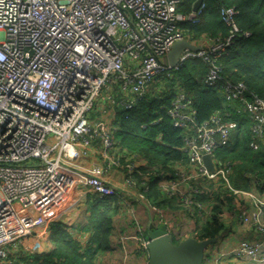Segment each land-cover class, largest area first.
Masks as SVG:
<instances>
[{"label":"built area","instance_id":"obj_1","mask_svg":"<svg viewBox=\"0 0 264 264\" xmlns=\"http://www.w3.org/2000/svg\"><path fill=\"white\" fill-rule=\"evenodd\" d=\"M182 1L0 0V264H13L11 252L18 251L20 244L28 251V255L21 252L20 257L31 258L42 252L40 243L48 239L52 225L60 220V212L51 209L60 201L65 203L68 192L86 186L93 190V196H130L127 189H119L104 178L102 166L90 169L76 161L80 157L93 159L92 152L97 151L109 162L115 142L111 133L119 125L117 112L148 100V96L153 99L155 94H159L160 106L167 107L173 125L180 124L181 150L194 171L188 175L184 164L179 165L182 181L170 179L168 185L164 181L162 189L177 195L188 212L207 209L191 193L203 183H216L218 173H229L216 151L231 141L229 129L234 123L210 133L207 127L199 126L202 122L197 118L195 97L191 100L186 89L180 86L169 99L160 95L162 78L174 77L177 69L195 58L210 63L236 38L249 37L251 32L240 31L236 19L239 9L233 5L220 10L230 26L228 35L194 37L183 25L201 20L207 0L197 10L193 7L187 12L180 8ZM182 39L199 48L185 47L173 66L169 52ZM217 65L198 79L200 86L218 88L223 82L220 87L230 102L219 112L228 118L234 115L249 126L258 123L257 129L250 128L251 146L260 148L264 142L254 139L262 141L260 134H264V96L252 97L248 104L250 89L225 79ZM105 102L110 109H102ZM101 109L103 113L97 117ZM182 109L189 111L182 113ZM256 111H262L263 117L248 118ZM211 134L215 142H207ZM98 137L104 142L102 151L94 141ZM207 154L212 156L216 171L206 167ZM141 173L140 168L125 172L124 185L136 187L135 176ZM192 176L198 180L192 182ZM250 204V209L241 210L240 219L264 232V203L255 198ZM39 229L32 242L36 246L31 248L26 241ZM171 235L169 226L161 237ZM158 238L146 241V249L151 239ZM258 245L244 241L232 253L220 256L238 264L241 258L264 264V243ZM148 259L154 264L149 251ZM211 264L220 263L213 260Z\"/></svg>","mask_w":264,"mask_h":264},{"label":"trees","instance_id":"obj_2","mask_svg":"<svg viewBox=\"0 0 264 264\" xmlns=\"http://www.w3.org/2000/svg\"><path fill=\"white\" fill-rule=\"evenodd\" d=\"M196 1L183 0L180 8L187 12L194 7L193 3L195 4ZM233 5L239 9L236 19L240 31H250L251 35L249 37L236 38L224 54L214 58L210 63H205L202 58H195L190 60L185 68H179L175 71V76L181 80V86L190 94H196L197 118L200 122L209 117L215 109H222L228 106L230 102V100H227L220 86L217 88L216 86L218 85H216V88L210 89L199 84L198 79L215 63L218 65L221 64L223 72L234 78V82L244 79L245 84L251 85L253 89H257L264 94V72L261 70L264 69V0H207V9L202 15L201 20L197 23H186L183 25V28L194 37L208 33L215 36L219 34L226 36L229 34L230 26L222 19L220 10L222 6ZM196 75L197 77L194 78L193 76ZM223 77L225 78L224 75ZM159 108L160 101L151 99L140 100L136 106L127 110L120 109L115 119V121L119 122V125L111 133V136L113 138L116 136L121 138L125 144L128 142L131 144H137L138 142L144 143L149 147L147 148L148 150L152 149L158 153V158L163 159L161 161L162 163L187 157L182 150H179L184 143L182 130L174 126L167 115L158 117L156 110ZM246 125L247 127L245 129L238 132V137L233 138L227 145L222 146L223 151L220 150L219 155L223 159L233 158L238 160L234 168V172L238 176L237 179H233V183L235 186H241L244 181H250L253 184H247L246 189L252 190L255 185H260L258 182H255L260 179H256L255 177H249L247 179L244 172L251 171L260 175L264 174V149L259 150L251 146L252 130L248 122H246ZM159 135L162 136L161 142L155 140ZM164 181L166 179L158 183V192L161 190ZM141 182L143 183V181ZM145 182L146 184L143 185L144 188L146 191H151L150 179L147 178ZM146 191L144 192L146 193ZM192 193L206 207L214 202L212 206L214 210L213 222L206 224L200 231L201 238L204 236L212 238L221 228L219 223V213L221 211L220 196L223 195L224 191L219 186L216 187L215 184L206 186L203 183V185L198 187L197 191H193ZM167 195L169 196L171 194L167 192ZM216 200L219 202L218 204H216ZM107 221V215L96 214L86 224L88 229L92 228L94 236L103 245L109 240L110 226H107ZM253 229L260 230L258 228ZM66 235V228L60 226L58 222L54 223L52 225L51 238L55 246L50 247V255L48 256L47 262L45 258L48 252L45 257L41 253H34L31 255V258H24L25 263L58 264L55 259L56 257L61 258L60 260L65 264L80 262L81 260L79 261L78 259L81 256L76 255L79 245L67 241ZM139 236H141L139 242L142 243V240L145 238L142 235ZM203 249L207 250L205 247ZM143 250V252H140V256L145 252L148 255V249L143 248ZM193 262L197 261L194 260Z\"/></svg>","mask_w":264,"mask_h":264},{"label":"crops","instance_id":"obj_3","mask_svg":"<svg viewBox=\"0 0 264 264\" xmlns=\"http://www.w3.org/2000/svg\"><path fill=\"white\" fill-rule=\"evenodd\" d=\"M159 94L153 95V99L159 101ZM148 100H151V97L148 96ZM160 136V135H159ZM158 138V137H157ZM157 138L155 140H157ZM116 143H113V146L110 148V153L112 157H115L123 151V153H140L142 155L143 160H147L142 163L140 166L141 174H137L135 176L136 180H139L140 183L133 188H128L123 183L122 170L115 165H108L107 159L102 156L101 153L98 154L99 158H103L104 162V173L105 178L113 179L110 181L111 183L116 184L119 189H127L133 196L124 197L122 194H118L115 196H99L92 195L91 192H88L85 198L79 200V192L74 189L67 193V201L61 204L60 211V220L58 224L63 228H66V240L69 242H74L79 245L78 251L76 255L89 256L90 259L96 260L91 264H108L104 263L103 260L108 259L107 253H112L116 248H114V242L119 240V230L130 231V233L142 235L145 239L149 240L150 238H158L164 235V233L169 229L172 230L171 242L175 246H179L182 243L188 244L187 249V264H201L199 261V250L204 247L207 250H212L217 252L218 255L213 260H218L220 264H238L236 261L221 257L220 254L225 252H231L234 248L240 245V243L247 238L252 240H263L264 232L253 229L250 226L246 232L244 227V222L240 219V214L242 209H250L251 204L250 200H243L241 202L238 197H235L232 194L228 193L227 199L224 201L221 199V211L219 213V223L221 225L218 233L212 238L208 236L200 237V231L206 224L213 222V213L214 210L212 206L214 202L208 205L207 209L202 212H198L194 210L193 212H188L184 207L180 205V200L177 196L174 195H166L162 193V196H159L157 188L158 183L161 180H168L170 171L174 172L175 168L173 165L171 166H160V158H158V153L153 151L152 149L148 150V146L144 143L138 142L137 144H131L122 141L121 138L117 136ZM264 143L261 144L260 147L263 146ZM96 147L98 150L102 151L103 144L96 143ZM223 151V150H222ZM88 161L84 159L82 164L86 165L90 168L89 160H93L91 158H87ZM235 164L237 163V159L230 158ZM179 162L178 165H182L186 162H183V158L176 159ZM174 161L171 162V164ZM184 166V165H183ZM95 167L94 165L91 167ZM234 173V174H233ZM231 174L232 179H237L238 174L233 171ZM244 175L248 179L249 176L255 177L256 179H264V174L260 175L255 172L246 171ZM149 178L151 181V191H146L143 185L146 184V179ZM145 180V181H144ZM143 181V183L141 182ZM145 183V184H144ZM210 184H214L210 182L206 186ZM243 188H247V182L241 185ZM261 197H264V187H261V184L256 189ZM138 191L145 196L148 197L147 200H141V196L138 195ZM137 197V199L135 198ZM127 201V202H126ZM61 202V201H60ZM59 202V203H60ZM126 202V203H125ZM219 202L216 200V204ZM151 209L150 213H147L148 210ZM128 215H125V214ZM96 214L107 215V226H110V234L109 240L105 245L101 244L96 236H94V231L92 228L88 229L86 224L89 223L90 219ZM148 226L142 230V227ZM115 227V228H114ZM247 233V234H246ZM52 229L48 236V232L46 235L48 236V242L53 244L52 238ZM141 238V236H139ZM149 238V239H148ZM144 239V240H145ZM135 242V240L132 238ZM115 242V243H116ZM137 247H135L136 255L138 259L143 257L140 256V252H143V247L139 242H137ZM55 246V245H54ZM50 247L42 250L41 255L45 258L47 262L48 256L50 255ZM119 250H121L119 248ZM126 254H122L117 257V264H126L125 257ZM209 257H212V255ZM114 258V257H113ZM58 264H65L60 260L61 258H55ZM114 260H112V264H114ZM196 260L197 262H193ZM212 260V261H213ZM100 261V262H98ZM211 261V262H212ZM203 264H207L203 261ZM75 264H78L77 262ZM90 264V263H89ZM110 264V263H109ZM134 264H140L139 262ZM240 264V263H239Z\"/></svg>","mask_w":264,"mask_h":264},{"label":"rangeland","instance_id":"obj_4","mask_svg":"<svg viewBox=\"0 0 264 264\" xmlns=\"http://www.w3.org/2000/svg\"><path fill=\"white\" fill-rule=\"evenodd\" d=\"M258 60V59H256ZM187 66V63H184L183 66L181 68H185ZM218 68L220 69V74L224 75L226 79H228L230 82H234V78H232L229 74H226L225 72H223L222 70V65L219 64L217 65ZM263 72H264V69H261ZM187 77V76H186ZM194 78L197 77L196 76H193ZM190 78V77H189ZM162 84H163V89H162V93H160V95L166 97V98H170L171 96L174 95V91H176L178 88H180L181 86V80L179 77L175 76V77H172V78H167V77H163L162 78ZM238 87L240 84H244L246 85L247 88L250 89L251 93H250V97L247 98V103H251V100H252V97H254L255 99L257 98H262V96L264 94H262L260 91H258L257 89H253L252 86L250 85H247L245 84L244 82V79H241L238 83H235ZM214 85H208V88L211 89V87H213ZM219 86H222L223 87V83H220ZM195 93H191L189 98L192 100L194 97H195ZM161 107V111L158 112L159 109L156 110V115L158 117H161L162 115H167L166 111H167V107L165 105L163 106H160ZM253 108H258V106L254 107V105H252ZM103 108H108L110 109V104L109 102H105L104 103V106L102 107ZM100 110L99 113L96 114L97 117H100L102 115V111L103 110ZM255 110H258V109H255ZM189 111V109H182V113H187ZM217 112V113H216ZM92 114H95L96 112L95 111H92L91 112ZM233 118H228V117H225L224 114H221L217 109H215L212 114L207 117L206 119H204L202 121V123L199 125L201 127H207L208 131L210 133L212 132H217V131H221L225 125L227 124H230V123H234V126H232V128L229 129V131L232 133V135L230 136L228 142L231 140H233V138H236L238 137V132H241L243 129H245L247 127L246 123L244 121H239L234 115H232ZM263 117V112L262 111H256V113L254 114H249L248 115V118H262ZM177 128L181 127L179 123L175 122V125ZM257 126H259L258 123H254V124H251L250 125V128L251 127H254L255 129H257ZM234 132V133H233ZM210 133H209V136H210ZM208 136V135H207ZM99 138V137H98ZM260 138H262V141L260 139H254L256 142H264V134H260ZM100 139V138H99ZM94 140L95 143H104L101 141V139L99 140ZM92 141V140H90ZM157 142H161L162 141V136H158ZM207 142H215V138L214 136L211 134V139L207 140ZM116 143V142H115ZM182 148H179V150H181ZM259 150H262L264 149V147H260L258 148ZM60 150L59 148L57 149V151ZM219 150L216 151V155L221 157L219 155ZM92 157H93V160H89V164L90 165V169H92L91 167L94 165L95 167L97 166H102L101 170L104 172V162L105 160L103 158H99L98 157V153L97 151H94L92 152ZM82 157H80L76 162L78 165H81L82 161L85 159H81ZM142 158V155L140 153H123V151H121L120 153H118L117 156L115 157H111L109 158V162H108V165H115L117 167H119L121 170H122V174H124L125 172H135L138 168H140V166L142 165V163L147 162V160H143L141 159ZM188 159L187 157H184L183 158V162H186ZM221 160L224 164V166L227 167L228 169V174H222V173H218L215 177L216 179V183L215 186L216 187H220L223 189L224 193L223 195H221V199L222 200H226L227 197H228V193L229 194H234L235 197H238L239 200L241 202H244L242 201L241 199L243 200H251V199H255V198H258L260 201H262V203H264V197L262 198L261 195L259 194V192L257 190H249V189H245L241 186H235L234 185V180L231 178V174L233 173L234 171V168H235V163L231 160V159H223L221 157ZM85 161H88V159H86ZM104 161V162H103ZM163 161V159H162ZM174 162L171 164V161H165L164 163H162L161 161L159 162L160 163V166H171L173 165V167L175 168V171L172 172L170 171L169 173V178L171 180L173 179H177L178 181H182L181 179V171L179 170L178 168V164L179 162H177L176 159L173 160ZM74 162V160H73ZM184 167L186 169V173L188 175H191L192 173H194V171L191 169V167L189 166V164L187 163H184ZM216 166H215V170L216 171ZM102 175L104 176L105 178V173H102ZM180 176V177H176V176ZM194 176V175H193ZM192 176V182H195L197 178H193ZM123 177V175H122ZM249 177H252V176H249ZM168 179L167 181L164 182L165 185H168L171 183V180ZM113 179H110V178H107V181H112ZM198 180V179H197ZM136 182L139 184L140 181L139 180H136ZM259 184H261L263 187H264V179H260L257 181ZM123 183L126 185L125 181H123ZM245 183V181L243 182ZM114 184V183H113ZM145 184V183H144ZM247 184L248 185H252L253 183L250 182V181H247ZM130 186V185H129ZM261 186V187H262ZM131 188L133 189H136L134 186H130ZM89 189L90 192H92L93 190L88 188V187H84V189L82 190H76L77 192H79V199H82V198H85L88 194L87 190ZM162 193L163 194H166L167 195V192L166 190L162 189L158 192L159 196H162ZM138 195L141 196L143 195L142 193H140L138 191ZM131 197L134 198V196L132 194H130ZM191 196L193 197L194 194L191 193ZM190 196V197H191ZM137 199V197H135ZM141 200H147L148 197L145 193V196L143 195L142 197H140ZM127 202V201H126ZM125 202V203H126ZM151 209L152 207L148 210L147 213H150L151 212ZM125 214V213H124ZM129 214V213H128ZM128 214H125V215H128ZM249 222L248 221H244V227H245V230L247 232L248 230V227L251 226L248 224ZM148 226H144L142 227V230L144 228H147ZM115 228V227H114ZM41 232V229H39L34 235H32V237H30L29 239H27V244L30 245L31 248H33L34 246H36V243L33 244V240L35 239L34 236H36L37 234H39ZM119 240L115 243L114 242V248H116L114 250V252H112L111 254L110 253H107V257L108 259L106 260H103L104 263H110L112 264V260H114V264H117V257H120L121 256V252L122 254H126L127 256L125 257V262L126 264H134V263H137L139 262L140 264H149V259H148V255L147 253L145 252L143 257L139 258L138 259V256L136 255V250H135V247H137V242H139V235L138 234H135L134 233H130V231H127V230H124V231H121L119 230ZM247 234V233H246ZM132 238L135 240V242L132 240ZM246 239H244L242 242L244 241H248L250 242L252 245L254 246H259L258 244H263L264 243V238L263 240H252L250 241L251 239L250 238H247L245 237ZM146 241H148L147 239L145 240H142V244L141 246H143V248H146ZM48 242V239L44 241V243H40V246L39 247H42L43 250L44 249H48L49 247L53 246V244H50V243H46ZM21 245V248L18 250V251H13L11 252V257H12V261H13V264H25V261H24V258L23 257H20V254L21 252L25 255H28V251H26V247L22 244ZM38 247V248H39ZM38 248L36 250H38ZM119 248L121 250H119ZM235 250V249H234ZM232 250L231 253L234 251ZM37 253V252H36ZM218 255L217 252H214L212 250H204V249H201V252L199 253L200 257H199V261L201 264H203L202 260L205 261L207 264H211V261L216 257L214 255ZM209 255L212 257H209ZM246 256H249V255H246ZM114 257V258H113ZM80 262H78V264H91L93 262L94 259H90L89 256H85V258L83 256H81V258L78 259ZM96 260H94L95 262ZM100 262V261H98ZM255 262L252 261L251 258H241L240 259V264H254Z\"/></svg>","mask_w":264,"mask_h":264},{"label":"water","instance_id":"obj_5","mask_svg":"<svg viewBox=\"0 0 264 264\" xmlns=\"http://www.w3.org/2000/svg\"><path fill=\"white\" fill-rule=\"evenodd\" d=\"M202 2L203 0H197L194 4V10H197ZM185 47H189L194 50L199 48V46L184 39L176 41L169 52V61L173 66L177 64L178 57ZM204 163L210 171L215 169L212 156L210 154L204 156ZM170 240L171 238L169 237H160L149 241L148 250L153 263L187 264L188 244L182 243L179 246H175Z\"/></svg>","mask_w":264,"mask_h":264},{"label":"bare ground","instance_id":"obj_6","mask_svg":"<svg viewBox=\"0 0 264 264\" xmlns=\"http://www.w3.org/2000/svg\"><path fill=\"white\" fill-rule=\"evenodd\" d=\"M99 13V11H97ZM96 52H99V50L96 49ZM62 170V168L60 167V171ZM61 208V204L57 203V205L54 206V208H52L51 210H53V212H55L56 214H58L61 210H59Z\"/></svg>","mask_w":264,"mask_h":264},{"label":"clouds","instance_id":"obj_7","mask_svg":"<svg viewBox=\"0 0 264 264\" xmlns=\"http://www.w3.org/2000/svg\"><path fill=\"white\" fill-rule=\"evenodd\" d=\"M196 3V2H195ZM264 96V95H263ZM149 251V250H148ZM151 257V256H150Z\"/></svg>","mask_w":264,"mask_h":264}]
</instances>
